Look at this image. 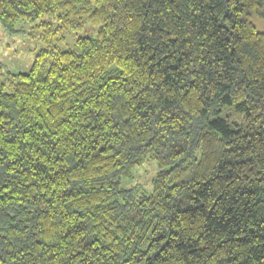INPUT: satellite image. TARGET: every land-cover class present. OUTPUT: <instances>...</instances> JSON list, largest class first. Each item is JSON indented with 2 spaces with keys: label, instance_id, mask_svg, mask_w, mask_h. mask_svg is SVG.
Listing matches in <instances>:
<instances>
[{
  "label": "trees",
  "instance_id": "16d2710c",
  "mask_svg": "<svg viewBox=\"0 0 264 264\" xmlns=\"http://www.w3.org/2000/svg\"><path fill=\"white\" fill-rule=\"evenodd\" d=\"M253 11L264 0H0L8 30L54 18L0 80V264H264ZM148 160L151 190L122 187Z\"/></svg>",
  "mask_w": 264,
  "mask_h": 264
},
{
  "label": "rangeland",
  "instance_id": "374dc122",
  "mask_svg": "<svg viewBox=\"0 0 264 264\" xmlns=\"http://www.w3.org/2000/svg\"><path fill=\"white\" fill-rule=\"evenodd\" d=\"M252 22L256 29L264 31V16L252 12ZM54 22L51 16L32 21H18L14 30H8L0 22V80L7 83L10 73L26 72L31 67L36 53L41 49L39 22ZM96 26L86 22L82 30H68L63 33V39L58 44L60 48H69L77 36L94 35ZM158 167L154 161H145L134 170L132 179L124 180L122 187L135 185L139 191L148 193L151 190V180L156 175Z\"/></svg>",
  "mask_w": 264,
  "mask_h": 264
}]
</instances>
